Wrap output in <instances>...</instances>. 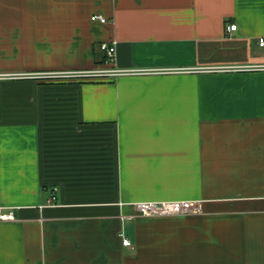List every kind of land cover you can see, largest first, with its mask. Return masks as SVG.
Here are the masks:
<instances>
[{
  "label": "crops",
  "instance_id": "0c3cea01",
  "mask_svg": "<svg viewBox=\"0 0 264 264\" xmlns=\"http://www.w3.org/2000/svg\"><path fill=\"white\" fill-rule=\"evenodd\" d=\"M261 43L264 0H0L1 76L146 72L0 79V264H264V70L204 71Z\"/></svg>",
  "mask_w": 264,
  "mask_h": 264
},
{
  "label": "built area",
  "instance_id": "2783aa9c",
  "mask_svg": "<svg viewBox=\"0 0 264 264\" xmlns=\"http://www.w3.org/2000/svg\"><path fill=\"white\" fill-rule=\"evenodd\" d=\"M93 22L98 23H107V20L103 16H93ZM236 25L230 26L228 28L229 31L235 32ZM261 47H264V43H261ZM101 52L104 53L106 57V63L109 65H114L115 58L117 54L116 42L111 43H102L99 47ZM237 70H245V71H252V70H264V67H222V68H209L204 70L205 72H214V73H222V72H229V71H237ZM146 72L139 71V70H132V71H123V70H115V69H102V70H94V71H72V72H58L57 74H43V75H0V79H23L28 77L33 78H40V79H51V80H67V81H96L102 80V78L106 77H114L122 75H132V74H144ZM56 192V190H55ZM51 200L54 202L55 197L53 196ZM136 211L140 213L142 217L145 218H167V217H176L182 218L192 215H197L201 213V202H188V201H181V202H166V203H137L135 205ZM15 221V217L11 212H6L5 208H0V223L3 222H13ZM124 245L133 249V244L128 239H123Z\"/></svg>",
  "mask_w": 264,
  "mask_h": 264
}]
</instances>
